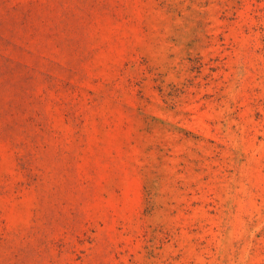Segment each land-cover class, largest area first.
<instances>
[{
	"label": "rangeland",
	"instance_id": "1",
	"mask_svg": "<svg viewBox=\"0 0 264 264\" xmlns=\"http://www.w3.org/2000/svg\"><path fill=\"white\" fill-rule=\"evenodd\" d=\"M0 264H264V0H0Z\"/></svg>",
	"mask_w": 264,
	"mask_h": 264
}]
</instances>
